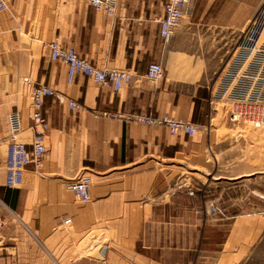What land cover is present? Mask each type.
I'll return each instance as SVG.
<instances>
[{
    "label": "crops",
    "instance_id": "obj_1",
    "mask_svg": "<svg viewBox=\"0 0 264 264\" xmlns=\"http://www.w3.org/2000/svg\"><path fill=\"white\" fill-rule=\"evenodd\" d=\"M166 1L115 0L108 17L87 0H7L0 12V264H192L197 251L213 256V264L232 262V227L250 205L233 192L249 172L242 154L226 157L233 149L218 134L245 128L226 118L212 123L217 108L225 117L213 95L242 28L264 0H191L168 43L159 36ZM52 41L131 79L118 92L83 75L69 84L66 67L49 58ZM152 63L162 70L156 81L146 77ZM38 85L58 97L41 105L42 166L27 165L21 185L7 187L10 117L19 116V140L30 150V93ZM67 101L81 109L70 110ZM164 114L198 130L171 135L123 118ZM79 175L91 178L86 204L66 190ZM213 205L225 213L205 212L203 220L202 209Z\"/></svg>",
    "mask_w": 264,
    "mask_h": 264
},
{
    "label": "built area",
    "instance_id": "obj_2",
    "mask_svg": "<svg viewBox=\"0 0 264 264\" xmlns=\"http://www.w3.org/2000/svg\"><path fill=\"white\" fill-rule=\"evenodd\" d=\"M96 10L103 11L106 16L113 17L115 0H87ZM191 0H167L163 5V18L159 21V36L168 43L175 30L181 24L188 11ZM7 8V0H0V12ZM51 61H59L66 67L67 83H72L75 75H83L93 81L98 89H110L118 92L131 79L127 71L99 70L86 60L78 57L69 48H62L57 42L46 44ZM146 77L151 81L162 78L159 64L148 66ZM56 97L54 91L45 85H38L30 93V130L32 133L31 149L27 150L19 140L21 131L20 118L17 114L10 117V134L7 139L5 160V184L7 187H18L22 183L23 171L27 165L35 170L42 166L46 152L45 139L47 123L41 114L42 101L45 98ZM213 100L222 103L225 118L229 123L248 125L253 129L264 128V17L254 21L252 25L240 33L236 51L220 74L219 82L213 95ZM70 110L78 111L81 106L73 101H67ZM95 116L104 118L121 117L118 113L94 110ZM127 121L141 125L165 128L171 135L183 134L193 136L198 127L188 121L174 119L164 114L158 118L145 115H125ZM91 178L79 175L67 184L66 190L79 204L90 200ZM188 195H192L188 192ZM215 209L213 208V211ZM70 219L63 220L68 226Z\"/></svg>",
    "mask_w": 264,
    "mask_h": 264
},
{
    "label": "rangeland",
    "instance_id": "obj_3",
    "mask_svg": "<svg viewBox=\"0 0 264 264\" xmlns=\"http://www.w3.org/2000/svg\"><path fill=\"white\" fill-rule=\"evenodd\" d=\"M261 17H264V1L242 29L245 30ZM236 47L237 45L233 49L232 54L236 51ZM225 66L226 64L220 74ZM221 110L222 108H217V116L212 122L213 124L223 125L225 117ZM242 126L245 130L239 128L220 129V134H218V137L226 138V143H230L228 148L231 147L233 149L232 152H230L231 150L227 152L226 157L242 154L244 157L242 164L249 172V175L245 177L246 180L240 184V189L233 192L235 197L243 198L244 202H249L250 205L247 211L244 210L243 214L245 217L239 219L232 227L233 233L230 245L233 251V260L229 264H264V128L253 130L248 125ZM225 127L227 128V126ZM203 195L207 197L203 199V202H208L210 200L209 195L206 193H203ZM213 208L215 209L214 211ZM202 211L203 220L205 212L209 214L225 213L220 205L208 206L207 209L203 208ZM230 228L228 226L220 227L219 229H227L229 232ZM217 233L218 243H220L224 234H221V231ZM198 256L201 257L195 259L192 264H213V256L205 258L206 255L197 251L195 257Z\"/></svg>",
    "mask_w": 264,
    "mask_h": 264
}]
</instances>
